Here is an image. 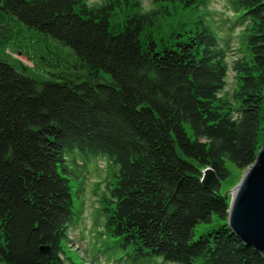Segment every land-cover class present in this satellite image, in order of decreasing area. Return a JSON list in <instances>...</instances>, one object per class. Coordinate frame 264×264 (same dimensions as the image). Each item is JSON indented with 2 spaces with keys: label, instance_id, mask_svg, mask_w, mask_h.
Here are the masks:
<instances>
[{
  "label": "trees",
  "instance_id": "1",
  "mask_svg": "<svg viewBox=\"0 0 264 264\" xmlns=\"http://www.w3.org/2000/svg\"><path fill=\"white\" fill-rule=\"evenodd\" d=\"M120 1L129 0H0L2 18L67 46L95 78L40 77L0 55V262L64 264L63 244L79 219L69 175L77 158L96 155L108 168L105 224L124 245L158 264H264L225 222L194 238L196 225L226 221L229 208L222 191L203 186L202 170L211 167L223 183L226 160L243 170L262 144L264 0H226L237 21L247 20L251 54L233 63L230 99L220 95L226 51L203 18L168 45L140 39L168 14L166 3L197 8L205 0H155L114 30ZM2 18L0 43L10 34ZM99 72L111 81L100 82Z\"/></svg>",
  "mask_w": 264,
  "mask_h": 264
},
{
  "label": "rangeland",
  "instance_id": "2",
  "mask_svg": "<svg viewBox=\"0 0 264 264\" xmlns=\"http://www.w3.org/2000/svg\"><path fill=\"white\" fill-rule=\"evenodd\" d=\"M85 1L92 6L99 5L105 0ZM133 2H139V8L134 7ZM158 5L155 0L120 1L111 16L112 29L119 30L127 14L138 9L142 12L151 11ZM166 5L168 14L157 16L152 24L145 26L140 39L145 42L151 37L158 47L168 45L176 39L178 32L189 33V30L201 26L198 20L203 18L220 37V43L225 48L229 68L220 95L224 99H230L237 79L236 71L233 69L234 61L239 57L248 60L251 58L244 39L247 20L237 21L236 12L226 0H205L197 8H185L179 2ZM2 20V32L10 34L3 43H0V55H5L18 67L22 64L29 73L45 78L64 76L79 80L95 79L87 69L77 63L75 55L67 46L43 37L14 20L4 18ZM97 79L100 82L111 81L110 75L104 72H99ZM262 111L264 115V88ZM263 142L264 131L261 132L260 144ZM75 162L74 172L69 175V180L73 196L72 208L74 213L79 214V219L70 227L63 244L64 264H158L160 257L141 252L133 244L124 245L122 240L113 236L106 227V215L102 210L103 196L107 192L106 159L93 155L88 159L79 157ZM225 163L230 175L222 183V192L233 190L244 172V169H239L228 160ZM224 222L226 223L214 216L209 223L196 225L194 238L198 239L210 233Z\"/></svg>",
  "mask_w": 264,
  "mask_h": 264
},
{
  "label": "water",
  "instance_id": "3",
  "mask_svg": "<svg viewBox=\"0 0 264 264\" xmlns=\"http://www.w3.org/2000/svg\"><path fill=\"white\" fill-rule=\"evenodd\" d=\"M201 183L216 193H220L222 188V181L211 167L202 170ZM229 194L226 224L264 258V142L233 190L224 191L222 196L228 198ZM41 250L47 252L48 247L43 246Z\"/></svg>",
  "mask_w": 264,
  "mask_h": 264
},
{
  "label": "bare ground",
  "instance_id": "4",
  "mask_svg": "<svg viewBox=\"0 0 264 264\" xmlns=\"http://www.w3.org/2000/svg\"><path fill=\"white\" fill-rule=\"evenodd\" d=\"M229 197H231V194H230V196Z\"/></svg>",
  "mask_w": 264,
  "mask_h": 264
}]
</instances>
